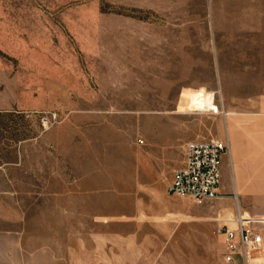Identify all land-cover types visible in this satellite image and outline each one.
<instances>
[{"label":"rangeland","instance_id":"rangeland-1","mask_svg":"<svg viewBox=\"0 0 264 264\" xmlns=\"http://www.w3.org/2000/svg\"><path fill=\"white\" fill-rule=\"evenodd\" d=\"M258 104L264 0H0V264H224L230 206L168 189Z\"/></svg>","mask_w":264,"mask_h":264},{"label":"built area","instance_id":"built-area-1","mask_svg":"<svg viewBox=\"0 0 264 264\" xmlns=\"http://www.w3.org/2000/svg\"><path fill=\"white\" fill-rule=\"evenodd\" d=\"M229 151V143L221 140L188 143L185 162L173 174L169 193L194 204L220 200L223 159ZM228 222H234L236 227L224 224L220 229L225 245L224 264H236L237 257L248 263L262 250L263 238L257 226L264 220L247 218L238 208L235 219Z\"/></svg>","mask_w":264,"mask_h":264},{"label":"crops","instance_id":"crops-1","mask_svg":"<svg viewBox=\"0 0 264 264\" xmlns=\"http://www.w3.org/2000/svg\"><path fill=\"white\" fill-rule=\"evenodd\" d=\"M256 110L264 112V104H258ZM239 122L242 124L227 123L226 140L230 145V151L223 159V182L221 185L223 197L219 201L230 206V209L225 213V217L228 218L227 222L235 219L237 203L247 218L264 220V208L259 209L264 206V113L257 114L256 118L252 117ZM227 156L231 160L233 170L231 186L224 183ZM244 194L249 200L251 197H256L258 205L262 206L251 209V206L246 203V206L242 207L241 199ZM230 225L233 228L236 227L234 222H231ZM257 230L263 238L262 250L254 254L248 263L237 257L236 264H264V222L257 226Z\"/></svg>","mask_w":264,"mask_h":264},{"label":"bare ground","instance_id":"bare-ground-1","mask_svg":"<svg viewBox=\"0 0 264 264\" xmlns=\"http://www.w3.org/2000/svg\"><path fill=\"white\" fill-rule=\"evenodd\" d=\"M212 102V99L208 98V97H198L196 98L193 106L195 108H205L207 106H210V103Z\"/></svg>","mask_w":264,"mask_h":264}]
</instances>
